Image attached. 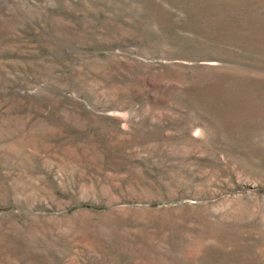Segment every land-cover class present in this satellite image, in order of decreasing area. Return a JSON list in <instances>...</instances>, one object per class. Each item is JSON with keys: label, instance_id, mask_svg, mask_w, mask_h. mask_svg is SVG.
Wrapping results in <instances>:
<instances>
[{"label": "rangeland", "instance_id": "374dc122", "mask_svg": "<svg viewBox=\"0 0 264 264\" xmlns=\"http://www.w3.org/2000/svg\"><path fill=\"white\" fill-rule=\"evenodd\" d=\"M0 264H264V0H0Z\"/></svg>", "mask_w": 264, "mask_h": 264}]
</instances>
